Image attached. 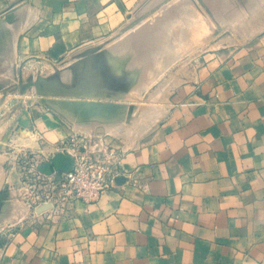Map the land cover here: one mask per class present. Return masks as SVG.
I'll list each match as a JSON object with an SVG mask.
<instances>
[{"label":"crops","instance_id":"1","mask_svg":"<svg viewBox=\"0 0 264 264\" xmlns=\"http://www.w3.org/2000/svg\"><path fill=\"white\" fill-rule=\"evenodd\" d=\"M142 1L0 0V71L21 68L35 74L34 85L27 87H34V95L25 100L29 131L40 139L36 147L53 145L71 132L105 135L98 124L69 120L63 105L124 99L127 78L123 84L110 78L113 55L105 43ZM252 1L222 7L229 10L228 24L244 26V42L197 53L201 61L169 86L163 113L144 138L129 147L113 141L122 151L120 182L93 202H75L60 218L25 209L22 220L14 221L15 203L5 207L0 264H264V3ZM254 6L258 13H251ZM182 29L170 33L177 44L192 38ZM200 33L195 41L209 40ZM183 43L180 53H188L179 55L192 56L193 43ZM46 79L51 88L59 84L57 91L76 81L77 86L58 93ZM42 87L50 88L48 93Z\"/></svg>","mask_w":264,"mask_h":264},{"label":"rangeland","instance_id":"2","mask_svg":"<svg viewBox=\"0 0 264 264\" xmlns=\"http://www.w3.org/2000/svg\"><path fill=\"white\" fill-rule=\"evenodd\" d=\"M231 1L232 0H143L134 10L133 14L129 18V21L123 27L121 32L111 37V39L105 43L106 48H109L113 55L111 60V64L113 67L111 76H112V80L115 79L113 80V82H121L123 84L125 77L128 79L127 84L128 83L129 84H128L127 94L122 95L124 99L122 100L119 99L116 100L114 98L112 99V103L119 102V103H113L116 104L113 105V107H116L114 108L115 111L113 110L111 111V113H107L108 111L105 112L104 110H99L98 112L96 111L97 114H95L94 112V115H92V113L89 112L86 113L85 110H82V113H80L78 111L76 112L75 109L74 112L72 111L73 108L72 110L70 109L72 106L71 107L64 106L65 116H67L69 120L76 119V122L84 126H87L88 124L90 125L98 124L100 125V127L103 128L101 129L100 132H104L105 135L103 134L98 135L97 133H89V132H82L83 134L86 133L88 135L102 136L101 138L104 137L105 141H107L108 143H113V141L115 140L118 141L119 143L120 142L119 140H121L124 146H128V147L134 146L138 141L144 138V135L148 133L149 130H151L157 124L160 116L163 113L162 108L163 106H166L165 101L167 100V97L170 93L164 90L165 92H167L165 93L162 89L159 90L160 84L163 85L165 79L168 80V77L172 76V74L175 73L177 79L178 77H181L176 82L182 81L183 78L187 74H189L190 66L194 67L198 62L201 61L202 59L201 57L195 56L200 51L211 50V49H223L244 42V39H241L245 36V34H242L243 31L241 28H244L242 27V24L230 25L225 23V20L228 17L230 18L228 13L229 10L222 7L228 6ZM261 2L264 3L263 0H261ZM188 4L190 8L188 7ZM191 7L193 10H195V13L197 12V10L199 11V13L197 12L198 16L194 13L196 16L193 17L194 11L191 9ZM186 9H188L189 11L188 10L186 11ZM183 11H185L186 13H184ZM189 12H191L192 14L189 15L190 14ZM187 13H189L187 17L189 16L190 17L188 19H185L187 18L185 17ZM207 13H209L210 16H208L209 14ZM183 16L185 18H183ZM197 17L201 18L205 23L209 25L206 31L207 38H209V40H198V42L194 41V43L197 42L195 44L197 45L199 44V45L195 46V44H193L194 47H193V51L191 52L193 53L192 56H186V57L178 56L176 59H174V61L171 59H169L170 61L167 60L170 62V64L169 62L166 63V67L164 66L165 68L162 67L161 64L159 66L158 63H160L161 61H158L157 59L161 60L160 59L161 56H159V58L157 59L155 57H158L159 55L158 53H162L163 52L162 50L164 49L163 47L166 46L165 43H167V41L165 42V40L167 39L165 38H167V36L169 35V32L167 31L173 33L174 27H177V29L182 28L185 25L182 24L184 23V21H182L184 19L186 23L190 18L191 19L193 18V22H195V25L197 22L201 23L202 22L200 21L201 19H198ZM195 18H197L198 20ZM174 19H177V21H174ZM178 19L180 20L178 21ZM218 22H223L224 24L222 23L218 24ZM162 24L163 26L167 24L164 26V29L167 30L164 31V29L162 28L163 27ZM188 24H186V26ZM260 27H263V25L256 26L255 29ZM217 28L218 31L214 33V30H216ZM163 32L165 33L166 36L163 34ZM219 32L222 34L216 36L217 40L210 39ZM159 33L160 35L162 36L164 35L165 37L162 36L160 37ZM157 36H159L157 39H160L159 44L162 43L161 39L164 38L163 39L164 43L161 44L163 47L157 43L158 46H161L163 48L161 50L162 52L161 51L159 52L161 47H158L159 48L158 49L155 43L156 41H158L157 39H155ZM172 36L173 35H170V41L172 43H175ZM220 39L221 40L224 39L226 42L223 41L222 43H219V45L217 44L218 46L213 45L214 42ZM211 45H213L214 47ZM156 49H158V53H156ZM155 53L156 55L157 54L158 55L156 56ZM155 63H157L158 66L161 67V69L162 68L164 69L163 70L159 69V67ZM153 66H156L159 69L156 70L157 68L154 67L155 68L154 70L157 71L156 72L157 75L151 74L155 72V71L151 72ZM34 75L35 74L31 72H28L27 74L23 73L21 68L20 69L14 68V71L11 70L8 72L0 71V175H1L0 176L1 177L0 178L1 179L0 180V209H1L0 217L1 219L3 218V216L1 215L4 213L5 207H8V205L12 203H15V205L13 204V206L16 209V213L12 217V220L14 221L18 218L22 220V217L24 216L23 213H25V209H27L28 214L38 216L40 215V212L46 209L47 206L43 202V200L47 198L45 194L46 191H44V184H45L46 176L48 174L44 173L41 170V168L43 167L44 163L49 161L50 158H52L59 151H54L51 148L43 149L42 145L41 147H36L40 139L37 138L36 135L32 134L28 128L29 123H28V119H26L28 115H26V113H27V108H29L30 106L28 105V102L25 99L31 96V94H33V89L29 88L30 90H28L27 87L29 86L32 87L34 84L27 85V81L32 76L31 81L33 82ZM155 75L157 77H155ZM45 76L49 77V74H46ZM52 76H54V74H52ZM143 76L145 80L141 79L143 78ZM151 77L153 80L151 79ZM148 78L151 81L150 80L148 81ZM131 79H133V81ZM140 79H141V83L143 82L145 85L144 86L142 85V87H137L138 90L140 88V90L142 91L140 92L139 90V93L137 94L140 93L141 94L137 95L136 92H138V90L137 91L135 90L136 87L134 85L138 86L136 83H140L139 81ZM161 79L163 81H161ZM23 82L25 83V85L23 84ZM21 85L24 86L22 87ZM132 86L135 87L133 89V91L135 92L131 90ZM129 89L131 90V92L136 94L135 95L136 97L130 98L131 96H133V93H130L129 94L130 96L127 97L128 93L130 92ZM157 90L160 92H157ZM148 93L150 96L148 95ZM90 100L92 99H88L87 101ZM84 101H86V99H84ZM145 105L146 108L144 107ZM54 106L55 104L51 105L53 109ZM129 106H132V110L128 108ZM147 106L148 107L152 106L151 110ZM157 109L160 111L161 115L156 117L157 119L154 117L153 118L154 120L153 119L149 120L145 129L138 131L137 134L138 138L136 136L135 139L134 137L132 138L130 136L125 137L123 133H117V132L112 133L111 130L115 129V126L117 124H118L116 128L117 130H119L120 125L121 128L123 129L124 127L122 126H125L126 124L128 125L125 127H130V125L133 123L132 121H135L136 119L142 117L141 115L144 114L143 112L146 113L150 110L149 112L153 113L152 111ZM83 113H86V115ZM98 114L100 115L98 116ZM119 114L122 116L120 117ZM133 114L137 115L138 117L136 116L135 118ZM76 115L78 116V119ZM88 115L90 117L92 116V119ZM23 116H26V118H23ZM124 116L126 117L124 118ZM132 116L133 119L135 118L134 120L131 119ZM98 117L101 118L99 119ZM82 118L84 119L83 120L84 122H82ZM125 121L126 124H123L125 123ZM151 121L153 123H150ZM109 125H111L110 126L111 130L107 129ZM113 125L114 128H112ZM116 129L114 131H117Z\"/></svg>","mask_w":264,"mask_h":264},{"label":"built area","instance_id":"3","mask_svg":"<svg viewBox=\"0 0 264 264\" xmlns=\"http://www.w3.org/2000/svg\"><path fill=\"white\" fill-rule=\"evenodd\" d=\"M71 132L53 145H45L69 155L72 164L67 170H56L46 176L43 202L46 209L40 212L45 218L66 216L77 201L93 202L115 184V178L124 174L121 166L122 151L105 141L104 137Z\"/></svg>","mask_w":264,"mask_h":264},{"label":"bare ground","instance_id":"4","mask_svg":"<svg viewBox=\"0 0 264 264\" xmlns=\"http://www.w3.org/2000/svg\"><path fill=\"white\" fill-rule=\"evenodd\" d=\"M232 1H233V0H232ZM251 1H252V0H251ZM263 1H264V0H263ZM240 2H242V1H240ZM254 2H255V1L253 0L251 3L254 4ZM256 2H257V1H256ZM256 2H255V3H256ZM200 3H201V2H200ZM237 3L239 4V2H237ZM201 4H202V3H201ZM234 4H235V8H237L238 5H237V7H236V3H234ZM244 4H245V3H242L241 6L244 5ZM252 4H251V5H252ZM259 4H262V3H259ZM239 5H240V4H239ZM246 5H248V4H246ZM251 5L249 4L247 8H249V6H251ZM254 5H255V4H254ZM244 6H245V5H244ZM244 6H243V8L240 7V6H239V7H240L241 9H245ZM252 6H253V5H252ZM261 6H262L261 8L264 9V8H263V5H261ZM186 7H187V4H186ZM188 7H189V4H188ZM254 7H255V6H254ZM258 7H259V6H258ZM189 8H190V7H189ZM261 8H260V9H261ZM191 9H192V7H191ZM195 9H196V8H195ZM257 9H258V8H256V7L253 8V10L251 9V10H252L251 13H255V12L258 13ZM187 10H188V9H186V11H187ZM192 10H193V9H192ZM192 10H191V12H192ZM188 11H189V10H188ZM193 11H194V12H193V14H194V13H195V10H193ZM235 11H236V9H235ZM237 11H238V10H237ZM237 11H236V13H234L235 15L238 13ZM244 11H245V10H244ZM248 11L250 12V10H248ZM183 12L186 13L185 11H183ZM191 12H189L190 14H189V13H187L186 15L184 14L185 17H187L188 14L191 15V14H192ZM197 12L199 13L198 10H197ZM197 12L195 13L196 15L198 14ZM205 12H206V10H205ZM246 12H247V10H246ZM259 12H260V11H259ZM261 12H262V11H261ZM263 12H264V11H263ZM212 13H213V12H212ZM241 13H242V11H241ZM251 13H250V15H251ZM181 14H182V13H181ZM195 14H194L193 17L196 16ZM207 14H209V13H207ZM234 14H233V15H234ZM239 14H240V13H239ZM239 14H238V17L240 16ZM259 14H260V13H259ZM182 15H183V14H182ZM235 15H234V16H235ZM253 15H255V14H253ZM253 15H252V16H253ZM197 16H198V15H197ZM199 16H200V15H199ZM208 16H210V14H209ZM234 16L232 17L233 19H234ZM256 16H258V15H256ZM256 16H255V17H256ZM185 17L183 16V18H185ZM189 17H190V16H189ZM189 17H187V18H185V19H188ZM213 17H215V16H213ZM235 17H236V16H235ZM250 17H251V16H250ZM255 17H252V18H255ZM177 18H178V17H177ZM181 18H182V16H181ZM197 18H198V19H201V18H199V17H197ZM197 18H195V19H197ZM211 18H212V15H211ZM239 18H240V17H239ZM246 18H247V16H246ZM185 19H184V20L181 19V20L184 21V23H185V25L183 26L184 32L186 31L185 28H186L187 26H188L187 29L190 30V31L187 30V31H188V32L186 31L187 33H183V32H181V33H183L184 36H185L186 34H188V33L190 32V34H191V36H192L193 39L189 36L190 34L187 35V36H189V39H191V40H190V41H191V44H192V43L195 44V43L198 42V41H197V42L194 43L195 38L201 36V35H199L200 32H201L202 34L205 33V35H206V37H207L206 31H207L208 26H209L207 23H205L202 19L200 20V21H202V22H201V23H198V22H197L198 19H197L196 22L198 23V25H197V23H196V25H197V26H196V25H195V22H193V18H192V19L190 18V19L188 20V22L190 21V22H189L190 25H189L188 22H187V23L185 22ZM250 19H251V18H250ZM257 19H258V18H257ZM224 20H225V19H224ZM228 20H229V17H228ZM235 20H238V19L235 18ZM251 20H252V19H251ZM182 21H181V22H182ZM186 21H187V20H186ZM191 21H192V22H191ZM194 21H195V20H194ZM254 21H255V20H254ZM215 22H216V20H215ZM225 22H226V20H225ZM234 22H235V21H234ZM234 22H233V25H235ZM238 22H239V21H238ZM238 22H237V23H238ZM245 22H246V21H245ZM167 23H168V22H167ZM174 23H175V22H174ZM184 23H182V24H184ZM192 23H193V24H192ZM226 23L228 24V22H226ZM230 23H231V22H230ZM239 23H241V22H239ZM242 23H243V22H242ZM182 24H181V25H182ZM186 24H188V25L186 26ZM222 24H224V23H222ZM165 25H167V24H165ZM165 25H164V26H165ZM230 25H232V24H230ZM162 26H163V24H162ZM164 26L162 27L163 29H164ZM172 26H173V25H172ZM238 26H239V25H238ZM249 26H250V25H249ZM170 27H171V25H170ZM181 27H182V26H181ZM184 27H185V28H184ZM234 27H235V26H234ZM242 27H244V26H242ZM151 28H152V27H151ZM160 28H161V27H160ZM162 28H161V29H162ZM165 28H167V27H165ZM168 28H169V27H168ZM245 28H247V25L245 26ZM252 28H253V27H252ZM252 28H251V29H252ZM181 29H182V28H181ZM183 29H182L181 31H183ZM235 29H236V28H235ZM241 29H244V28H241ZM165 30H167V29H164V31H165ZM231 30H232V29H231ZM233 30H234V29H233ZM236 30H237V29H236ZM159 31H162V30H159ZM204 31H205V32H204ZM217 31H218V28H217L216 30H214V33L217 32ZM237 31H238V30H237ZM239 31H240V30H239ZM251 31H252V30H251ZM254 31H255V30H254ZM167 32H169V31H167ZM240 32H241V31H240ZM243 32H244V31H243ZM123 33H124V32H123ZM170 33H171V32H169V35L167 36V38H165V39H167V40H165V42L167 41V43H165L166 46H164V47L161 45L162 43H164V42H163V41H164V40H163L164 38L161 39V41H162L161 44H159V43H160V41H159L160 39H157L159 36L161 37L162 35H160V33H159V36H157V37L155 38V39L158 40V41L155 40V41H156V42H155L156 45H157V43H158L159 45H161V46L164 48V49H163L161 46H158V45H157V48H158V47H161L160 50H159V52H160L162 49H163V50H162L163 52L161 51L162 53H158V49H159V48L156 49V53H158L159 55L157 54L158 57H155V58L157 59V58H159V56H161V58H160L161 60H159V59H157V60H158V61H161V62L158 63V64H159V66H160V64H161L162 67H164V66L166 67V63H168V62L170 61L169 59H171V60L174 61V59H176L178 56H180V55L182 56V54L184 55V54L188 53V52L184 53L185 50H183V49H185V47L183 48V44H184L183 42H184V41L186 42V40H187V44H188V43L190 42L189 39H186V40H185V38H187V37H185V38L183 39L184 41L179 40V41H181V42H178V40H177L178 44H177V43H172V42L170 41ZM179 33H180V32H179ZM181 33H180V34H181ZM201 33H200V34H201ZM161 34H162V32H161ZM163 34L165 35L164 32H163ZM166 34H168V33H166ZM180 34H179V35H180ZM197 34H198L199 36H198ZM244 34H245V33H244ZM246 34H247V33H246ZM250 34H252V33H250ZM164 35H163L162 37H165V36H166V35H165V36H164ZM179 35H178V36H179ZM203 35H204V34H203ZM203 35H202V37H203ZM184 36H182V34H181V36H179V37L183 38ZM242 36H243V35H242ZM119 37H120V36H119ZM126 38H127V37H126ZM177 38H178V37H177ZM200 38H201V37H200ZM223 38H224V37H223ZM203 39L205 40V37H204ZM232 39H233V38H232ZM192 40H193V42H192ZM199 40H200V39H199ZM188 41H189V42H188ZM223 41H225V40H224V39H223V40L220 39V40L214 42L213 45H217V44L219 45V43H222ZM225 42H226V41H225ZM185 44H186V43H185ZM189 44H190V43H189ZM189 44L187 45L188 47H190ZM211 44H212V43H211ZM180 45H181V47H182V51H184L182 54L180 53V52H182V51H180V50H181V48L179 47ZM198 45H199V44H198ZM198 45L195 44V46H198ZM213 45H211V46H213ZM218 45H217V46H218ZM123 46H124V45H123ZM123 46H122V47H123ZM184 46H185V45H184ZM192 46H193V45H192ZM209 46H210V45H209ZM122 47H121V48H122ZM193 47H194V46H193ZM193 47H192V48H193ZM213 47H214V46H213ZM93 48H94V47H93ZM93 48L91 47V49H93ZM121 48H120V49H121ZM192 48H191V49H192ZM211 48H212V47H211ZM89 49H90V48H89ZM89 49H88V50H89ZM91 49L89 50V52L91 51ZM95 49H97V48L95 47ZM95 49H94V51H95ZM115 49H116V48H115ZM120 49H119V50H120ZM187 49L190 50V48H187ZM187 49H186V51H188ZM196 49H197V48H196ZM80 50H81V49H80ZM80 50H79V54H80V52H81ZM88 50H87V51H88ZM84 51H85V50H84ZM84 51H83V52H84ZM85 52H86V51H85ZM91 52H92V51H91ZM156 53H155V55H156ZM179 53H180V55H179ZM87 54H90V53L87 52ZM87 54H86V55H87ZM160 54H161V55H160ZM84 55H85V54H84ZM155 55H154V56H155ZM157 55H156V56H157ZM191 55H192V54H191ZM79 56H80V55H79ZM89 56H90V55H89ZM97 56H98V54H97ZM102 56H103V55H102ZM181 56H180V57H181ZM75 57H76V56H75ZM77 57H78V56H77ZM80 57H82V56H80ZM100 57H101V55H100ZM78 58H79V57H78ZM95 58H96V57H95ZM76 59H77V58H76ZM87 59L90 61V57H89V58L87 57ZM87 59H85V60H87ZM101 59H102V57H101ZM97 60H98V59H97ZM103 60H104V59H103ZM103 60H100V61H103ZM167 60H169V61H167ZM91 61H92V60H91ZM91 61H90V62H91ZM158 61H157V62H158ZM173 61H172V62H173ZM82 62H83V61H82ZM84 62H85V61H84ZM87 63H88V65H91V66H92V64H93V62H91V63L87 62ZM87 63H84V64H86V66H88ZM96 63H97V62H96ZM81 64H82V63H81ZM94 64H95V63H94ZM97 64H100V63H97ZM101 64H103L104 66H106V65H105V61H103V63H101ZM155 64L158 66L157 63H155ZM169 64H170V62H169ZM80 66H82V65H80ZM93 66H95V65H93ZM93 66H92V67H93ZM97 66H99V65H96V67H97ZM159 66H158V67H159ZM168 66H169V65H168ZM66 67H67V66H66ZM66 67H64V68H66ZM83 67H84V66H83ZM89 67H90V66H88V70L90 69ZM92 67H91V69H92ZM154 67H156V66H153V68H152L153 71L151 70V72H154V71H155V70H154V69H155ZM165 67H164V68H165ZM64 68H63V69H64ZM98 68H99V67H98ZM100 68H101V66H100ZM156 68H157V67H156ZM164 68L161 69V67H159V69H161V70H163ZM84 69H85V68H84ZM101 69H102V68H101ZM159 69L157 68L156 70H159ZM64 70H65V69H64ZM85 70H86V69H85ZM93 70H99V69L96 68V69H93ZM106 70H107V69H106ZM80 71H81V70H80ZM102 71H103V70H101V73H102ZM107 71H108V70H107ZM142 71H143V70H142ZM67 72H68V71H67ZM81 72H82V71H81ZM81 72H80V73H81ZM87 72H88V71L86 70V73L84 72V74H87ZM90 72H91V71H90ZM90 72H89V73H90ZM96 72H98V71H95V73H94L95 76H97V75H96ZM156 72H157V71H155L154 73H151V74L154 75V74H156ZM80 73H79V74H80ZM89 73H88V74H89ZM92 73H93V72H92ZM92 73H91V75H92ZM101 73H100V71H99V73H97V74H101ZM141 73H143V72H141ZM160 73H161V72H160ZM160 73H159V74H160ZM62 74H63V73H62ZM64 74H67V73L64 72ZM79 74H78V75H79ZM81 74H82V73H81ZM102 74H103V73H102ZM102 74H101V75H102ZM110 74H111V71H110ZM40 75H41V74H40ZM40 75H37V77H39ZM75 75H76V74H75ZM89 75H90V74H89ZM101 75H100V77H101ZM156 75H157V74H156ZM156 75H155V77H157ZM50 76H51V75H50ZM50 76H49V77H50ZM56 76H57V75L52 76L51 78L53 79V78H55ZM64 76H65V75H64ZM81 76H82V75H81ZM86 76H87V75H86ZM86 76H85V77H86ZM93 76H94V75H93ZM93 76H92V78H93ZM95 76H94V77H95ZM141 76H142V75H141ZM151 76H152V75H151ZM158 76H159V75H158ZM29 77H30V76H29ZM31 77H32V76H31ZM31 77H30V79H29V78H28V79H29V80H32ZM49 77L46 76V78H47L48 80H49ZM83 77H84V76H83ZM83 77H82V78H83ZM97 77L99 78V76H97ZM97 77H96V78H97ZM108 77H110V76H108ZM164 77H165V76H164ZM171 77H172V78H169V77H168V78H169L168 80L165 79V82H164L163 85L160 84V88L158 87L159 90L162 89L163 91H164V90H165V91H168V89L170 88L169 86H171V85L177 83L176 81H177L179 78H181V77H178V79H176V77H173V76H171ZM79 78H80V75H79ZM88 78H89L88 81H90V79H92V78H90V77H88ZM96 78H95V79H96ZM98 78H97V79H98ZM105 78H106V77H105ZM110 78H112V76H111ZM129 78H130V77H129ZM165 78H166V77H165ZM39 79H40V78H39ZM42 79H45V76H44ZM47 79H46V80H47ZM55 79H56V78H55ZM95 79L93 80V82L95 81ZM99 79H104V78H99ZM141 79H144V80H145L144 76H143V78H141ZM141 79L139 80L140 83H141ZM151 79H152V77H151ZM154 79H155V78H154ZM29 80H28V81H29ZM46 80H44V81H46ZM48 80H47L46 82L49 84L50 82H48ZM53 80H54V79H53ZM57 80H58V79H57ZM76 80H77V78H76ZM83 80H84V78H83ZM83 80H82V81H83ZM85 80H87V79L85 78ZM85 80H84V82H85ZM106 80H107V79H106ZM113 80H115V79H113ZM131 80L133 81V79H131ZM131 80H130V81H131ZM144 80H143V81H144ZM149 80H150V79L148 78V81H149ZM152 80H153V79H152ZM28 81H27V82H28ZM39 81H40V80H39ZM44 81H43V82H44ZM50 81H51V80H50ZM54 81L56 82V80H54ZM54 81H53V82H54ZM77 81H78V80H77ZM77 81H76V86H77ZM97 81H98V80H97ZM99 81H100V80H99ZM101 81H102V80H101ZM108 81H109V78H108ZM111 81H112V80H111ZM127 81H128V79H127ZM130 81H129V82H130ZM150 81H151V80H150ZM161 81H163V80L161 79ZM161 81H160V82H161ZM36 82H37V81H36ZM40 82L42 83V81H40ZM53 82H52V87H53ZM57 82H58V81H57ZM90 82H92V80H91ZM103 82H104V80H103ZM85 83H86V82H85ZM97 83H98V82H97ZM109 83H110V82H109ZM125 83H126V82H125ZM130 83H131V82H130ZM140 83H136L138 86L134 85L136 88L132 86V89H131V90L133 91V89L135 88V90L137 91V90H138L137 87H142V85H143V86L145 85L143 82L141 83V85H140ZM148 83H149V82H148ZM23 84L25 85L24 82H23ZM33 84H34V83H33ZM54 84H55V83H54ZM88 84L90 85L89 82H88ZM94 84H95V83H94ZM99 84H101V83H99ZM104 84H105V83H104ZM106 84H108V83H106ZM106 84H105V85H106ZM128 84H129V83H128ZM128 84H127V85H128ZM24 85H23V86H24ZM42 85H43V83H42ZM44 85H45V84H44ZM56 85H57V86H55V88H51V83H50V85H48V86H50L51 89H55V90H53V91H57L58 89H56V87H58L59 84H56ZM60 85H61V84H60ZM64 85L66 86V84H63V85H61V87L64 86ZM86 85H87V84H86ZM102 85H103V84H102ZM139 85H140V86H139ZM154 85H155V84H154ZM154 85H153V87H154ZM161 85H162V86H161ZM19 86H20V85H19ZM21 86H22V85H21ZM23 86H22V87H23ZM36 86H37V85H36ZM36 86H35V88H36ZM65 86H64L63 88H65ZM71 86H72V85H71ZM76 86L73 85L72 87H76ZM91 86H93V85L91 84ZM94 86H95V85H94ZM94 86H93V87H94ZM97 86H99V85H96V86H95L96 88H95V87H94V88L96 89V91H99V92H100V89L98 90V89H97ZM103 86H104V85H103ZM157 86H158V85H157ZM157 86H156V87H157ZM29 87H30V86H29ZM59 87H60V86H59ZM61 87H60L59 89H62ZM72 87H69V84H68L69 91L73 89ZM87 87H88V86H87ZM93 87H92V88H93ZM100 87H101V89L104 88V87H102L101 85H100ZM105 87H106V86H105ZM108 87H109V86H108ZM108 87H107V88H108ZM150 87H151V86H150ZM150 87H149V88H150ZM25 88H26V87H25ZM42 88H43V87H42ZM45 88H46V87H45ZM45 88H43L44 91H47V93H48V91H49L50 88L48 89V87H47L48 90H45ZM68 88H65V89L67 90ZM70 88H71V89H70ZM88 88L90 89V87H88ZM171 88H172V87H171ZM23 89H24V88H23ZM33 89H34V87H33ZM37 89H38V86H37ZM65 89H63V90H65ZM75 89H76V88H74V91H76ZM115 89H116V88H115ZM117 89L119 90V88H117ZM142 89H143V88H142ZM150 89H151V88H150ZM152 89H155V88H152ZM24 90H25V89H24ZM24 90H23V91H24ZM39 90L42 91V90H41V87H39ZM39 90H38V91H39ZM63 90H59V91H62V92H64V93H66V92H65L66 90H65V91H63ZM111 90H112V88H111ZM123 90H124V89H123ZM129 90H130V89H129ZM131 90H130V92L128 93L127 97L130 96V95H129L130 93L135 92V91L131 92ZM139 90H140V88H139ZM139 90H138V92H136V94L139 93ZM35 91H36V89H35ZM59 91H57V92H58V93H61V92H59ZM69 91H68V93H71V92H72V91H71V92H69ZM94 91H95V90H94ZM94 91H93V92H94ZM104 91H105V90H104ZM104 91H103V93H104ZM106 91H107V90H106ZM114 91H115V90H114ZM121 91H122V89H121ZM146 91H148V90H146ZM150 91H151V90H150ZM165 91H164V92H165ZM51 92H52V90H50V93H51ZM57 92H56V93H57ZM78 92H79V91H78ZM91 92H92V89H91V91H90L89 93H91ZM93 92H92V93H93ZM125 92H126V91H125ZM125 92H124V93H125ZM140 92H142V91L140 90ZM157 92H160V91L157 90ZM40 93H43V92H40ZM44 93H45V92H44ZM53 93H54V92H52V94H53ZM56 93H55V94H56ZM58 93H57V94H58ZM107 93H108V92H107ZM161 93H162V92H161ZM165 93H167V92H165ZM74 94H75V93H73V95H74ZM76 94H79V93L76 92ZM136 94L133 93V96H131L130 98H132V97H136V96H135ZM140 94H141V93H140ZM140 94H137V95H140ZM153 94H154V93H153ZM156 94H158V93H156ZM156 94H155V95H156ZM68 95H69V94H68ZM84 95H85V94H84ZM87 95H88V94H87ZM92 95H93V94H92ZM95 95H96V93H95ZM104 95H105V93H104ZM123 95H124V94H123ZM148 95H149V93H148ZM160 95H161V94H160ZM96 96H97V95H96ZM106 96H107V95H106ZM109 96H111V95H109ZM149 96H150V95H149ZM152 96H153V95H152ZM162 96H163V94H162ZM39 97H40V96H39ZM111 97H112V96H111ZM113 97H115V95H114ZM127 97H126V98H127ZM41 98H43V97H41ZM44 98H46V97H44ZM48 98L50 99V97H48ZM52 98H53V97H52ZM56 99H57V98H56ZM56 99H52V100H56ZM62 99H63V98H62ZM45 100H46V99H45ZM50 100H51V99H50ZM58 100L60 101L61 99H58ZM74 100H76V99H74ZM42 101H44V100H42ZM63 101H64V103H65L66 100H63ZM68 101L71 102L72 99H71V100L69 99ZM79 101H80V100H79ZM45 102H46V101H45ZM60 102H62V101H60ZM74 102H75V101H73L72 103H74ZM110 102H111V101H110ZM66 103H68V102L66 101ZM75 103H76V102H75ZM105 103H106V102H105ZM113 103H115V102H113ZM117 103H119V102H117ZM122 103H123V102H122ZM20 104H21V102H20ZM48 104H49V102H48ZM56 104H57V103H56ZM62 104H63V103H62ZM135 104H136V103H135ZM49 105H50V104H49ZM97 105H98V102H97L96 100H95V101H94V100H91V101H88V102L86 103V108H88V109L95 108ZM117 105H118V104H117ZM153 105H154V104H153ZM153 105H152V106H153ZM155 105H156V104H155ZM157 105H158V104H157ZM63 106H64V105H63ZM65 106H66V105H65ZM119 106H120V105H119ZM124 106H125V105H124ZM133 106H134V105H133ZM152 106H150V107L147 106V107L150 108V110H151V107H152ZM159 106H160V105H159ZM159 106H158V107H159ZM58 107H59V106H58ZM66 107H67V106H66ZM70 107H71V106H70ZM144 107L146 108V105H145ZM144 107H143V108H144ZM158 107H157V108H158ZM161 107H162V105H161ZM161 107H160V109H161ZM109 108H110L111 111L114 110L113 107H111V106H110ZM115 108H116V107H115ZM128 108H129L130 110H132V106H129ZM143 108H142V109H143ZM145 108H144V109H145ZM153 108H154V107H153ZM153 108H152V110H153ZM155 108H156V107H155ZM64 109H65V108H64ZM70 109L72 110V107H71ZM140 109H141V108H140ZM74 110H75V109L73 108L72 111H74ZM150 110H149V111H150ZM21 111H22V110H21ZM85 111H86V110H85ZM114 111H115V110H114ZM144 111H146V110H144ZM149 111L146 112V113L143 112L144 114H142V115L140 114V115L142 116L141 118H138V119H136L135 121H132V120H131L133 123L131 122L132 124L130 125V127H125V126L128 125V124H126V121H125V123H123V124H126V125H125V126H122V127H124V129L121 128V125H120V128H121V129L119 128V130H117L116 128H117L118 124L115 126V129H116L117 131H114L115 129L111 130V129H110V128H111V127H110L111 125H109V126L107 127V129H108V130L110 129V130L112 131V133H114V132H115V133H116V132H117V133H123V134L125 135V137H126V136H130V137H132V138L134 137V139H135V136H136V137L138 138V136H137L138 131H139V130H143V129H145V127L147 126L149 120H152L154 117H155V118L158 117V114L160 113L158 109L152 111L153 113H151V112H149ZM59 112H60V111H59ZM74 112H75V111H74ZM76 112H77V110H76ZM78 112H79V111H78ZM83 112H84V111H83ZM100 112H101V111H100ZM138 112H139V111H138ZM20 113H21V112H20ZM68 113H69V112H68ZM81 113H82V112H81ZM86 113H88V112L86 111ZM86 113H84V114L86 115ZM104 113H105V112H104ZM104 113H103V115H104ZM107 113H110V112H107ZM113 113H114V112H113ZM95 114H97V113L95 112ZM100 114H101V113H100ZM100 114H98V116H99ZM135 114H137V113H135ZM135 114H133V115H134L135 118H136L137 115H135ZM26 115H27V113H26ZM69 115H70V114H69ZM82 115H83V114H82ZM92 115H94V113H92ZM105 115H106V114H105ZM107 115H108V114H107ZM116 115H117V114H116ZM119 115H120V114H119ZM119 115H118V116H119ZM131 115H132V113H131ZM72 116H74V115H72ZM88 116H89V115H88ZM113 116H114V115H113ZM121 116H122V115H120V117H121ZM126 116H127V115H126ZM126 116H124V118H125ZM70 117H71V116H70ZM76 117H77V119H78V116H77V115H76ZM89 117H90V116H89ZM89 117H88V118H89ZM137 117H138V116H137ZM23 118H26V116H23ZM90 118L92 119V116H91ZM98 118H99V117H98ZM98 118H97V119H98ZM100 118H101V117H100ZM100 118H99V119H100ZM113 118H114V117H113ZM130 118H131V117H130ZM135 118H134V119H135ZM16 119H17V118H16ZM26 119H28V117H27ZM102 119H103V117H102ZM116 119H117V118H116ZM131 119H133V116H132ZM134 119H133V120H134ZM156 119H157V118H156ZM79 120H80V119H79ZM83 120H84V119L82 118V122H84ZM85 120H86V119H85ZM104 120H105V119H104ZM117 120H118V119H117ZM153 120H154V119H153ZM16 121H17V120H16ZM87 121H88V119H87ZM111 121H112V120H111ZM128 121H129V120H128ZM128 121H127V122H128ZM75 122H76V121H75ZM101 122H102V121H101ZM129 122H130V121H129ZM21 123H22V122H21ZM150 123H153V122L151 121ZM72 125H73V124H72ZM77 125H79V124H76V126H77ZM87 126H88V125H87ZM87 126H86V127H87ZM89 127H90V126H89ZM112 128H114V125L112 126ZM147 128H148V127H147ZM89 131H90V130H89ZM110 133H111V132H110ZM127 138H128V137H127ZM132 138H131V140H132ZM0 176H1V175H0ZM0 178H1V177H0ZM0 180H1V179H0ZM13 210H15V209H13ZM13 210H12V211H13Z\"/></svg>","mask_w":264,"mask_h":264},{"label":"water","instance_id":"5","mask_svg":"<svg viewBox=\"0 0 264 264\" xmlns=\"http://www.w3.org/2000/svg\"><path fill=\"white\" fill-rule=\"evenodd\" d=\"M32 83H34V82L29 80V82H27V85H30ZM35 83H37V82H35ZM87 102H88L87 100L86 101L81 100V101H78L77 103H68L65 105L67 107L72 106V108L76 109L80 113L82 112V110H86L89 113H94L96 111L98 112L99 110H104L105 112L108 111L111 113V110L109 107L110 106L113 107V105H116V104H113L112 102L102 103L100 101H97L98 105L95 108L88 109V108H86ZM114 108L115 107H113V109ZM71 164H72V158L69 155L64 154L62 152H58L52 158H50L49 161H47L46 163L43 164V167L41 168V170L46 174H50L54 170H56L55 174L57 176H59L60 171L61 170H67L71 166ZM121 180H122V176H118L115 178V183L120 182Z\"/></svg>","mask_w":264,"mask_h":264}]
</instances>
